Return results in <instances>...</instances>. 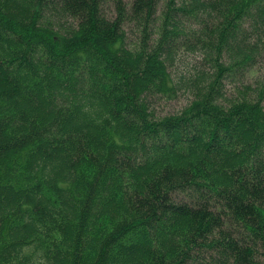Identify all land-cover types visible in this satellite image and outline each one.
<instances>
[{
    "label": "trees",
    "instance_id": "16d2710c",
    "mask_svg": "<svg viewBox=\"0 0 264 264\" xmlns=\"http://www.w3.org/2000/svg\"><path fill=\"white\" fill-rule=\"evenodd\" d=\"M263 60L264 0H0V264H264Z\"/></svg>",
    "mask_w": 264,
    "mask_h": 264
},
{
    "label": "rangeland",
    "instance_id": "374dc122",
    "mask_svg": "<svg viewBox=\"0 0 264 264\" xmlns=\"http://www.w3.org/2000/svg\"><path fill=\"white\" fill-rule=\"evenodd\" d=\"M197 58L194 54L189 53V51H185L182 53L180 60L178 61L176 68L174 70L175 73L187 72L192 69L193 64L196 62ZM264 72V60L254 68L251 72V77L262 76ZM187 94L184 92H178L177 95L169 100H161L158 103V108L163 111H168L172 109L178 108L181 104H183L187 99Z\"/></svg>",
    "mask_w": 264,
    "mask_h": 264
}]
</instances>
